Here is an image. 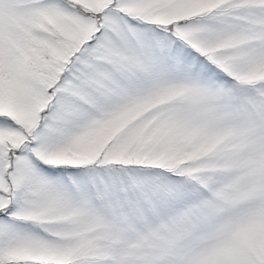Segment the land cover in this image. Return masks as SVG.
Returning a JSON list of instances; mask_svg holds the SVG:
<instances>
[{"label":"snow or ice","instance_id":"6c2138e0","mask_svg":"<svg viewBox=\"0 0 264 264\" xmlns=\"http://www.w3.org/2000/svg\"><path fill=\"white\" fill-rule=\"evenodd\" d=\"M0 264H264V0H0Z\"/></svg>","mask_w":264,"mask_h":264}]
</instances>
